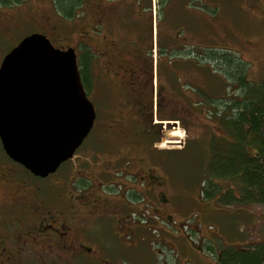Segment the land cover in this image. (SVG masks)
Here are the masks:
<instances>
[{"label":"rangeland","instance_id":"obj_1","mask_svg":"<svg viewBox=\"0 0 264 264\" xmlns=\"http://www.w3.org/2000/svg\"><path fill=\"white\" fill-rule=\"evenodd\" d=\"M131 1L136 5L125 9V13L111 20L110 24L109 7L117 10L123 5L122 0H85L77 12L78 16L67 21L59 17L50 0H25L17 5L0 6V17L16 23L13 29L1 31V36L4 35L0 39L1 55H6L31 34H43L57 48L75 49L78 64L85 50L94 52L89 67L93 85L89 100L94 102L97 117L90 139L84 141L82 149H78L66 165H61L56 175L37 183L33 180L32 188L38 186L39 194L42 191L49 194L46 201L41 202L50 210L61 204L82 208L86 214L80 215L81 225L89 226L95 232H91L88 239L78 235L76 240L91 250L100 251L105 259L110 258L115 264H217L218 255L228 246L246 248L247 245L264 241V206H226L215 199H202L201 189L206 181L211 150L222 142L218 135L217 104L214 103L221 101L218 107L223 111V101L233 98L237 87L209 65L204 64L203 67L200 62L188 59V56L191 53L194 55V50L203 52L210 48L207 46H214L211 48L229 52L243 65L247 81L255 84L264 81V0H203L204 3L197 0H158L156 3L157 0H151L152 13L158 7L171 19L165 20L162 15L144 22L137 15L139 11L146 13L145 2ZM186 1L189 9L185 11L183 7ZM204 6L215 9V12L211 13ZM166 22L174 23L178 32L175 28L167 30ZM140 27L143 32L137 33L135 29ZM113 35L126 38L137 36L131 43L136 45L141 40L146 43V49L152 37V60H158L157 50L155 52L154 49L155 36L158 35V43L166 53L165 59H170V53L178 47L174 61L183 64L181 60L187 58L204 68L203 75L194 72L195 78L188 76V69L181 70V75L184 81H194L205 86L207 91V95L200 94L199 98L193 96L191 101L182 98L187 105L190 101L189 106L195 113H184L179 103V113L187 118L183 124L177 121L178 126L172 125L166 129L159 143L161 147H157L160 156L165 158L159 160L160 166L170 165L174 171L173 190L163 194V199L171 201L167 205L161 202L157 210L153 206L143 207V203L132 206L124 216L125 232L110 221L90 224V216L99 205L108 206L111 213L116 212L112 202L102 201L104 198L94 191L96 181L88 184L93 196L83 198L85 192L80 195L73 192L78 181L92 177L100 179V168L109 166L126 151L128 137L124 127H119L115 132V146L111 142L112 129L121 124L116 115L123 116L120 108L109 111V48L112 46L109 37L113 38ZM126 41L118 40L121 49L128 48ZM121 55L124 57L127 52ZM178 86L180 88L179 82ZM225 136L228 137L226 133ZM118 151L121 153L118 154ZM81 162L85 163L84 168L79 166ZM144 165L140 164L139 168ZM128 166V171H136V168ZM23 179L29 182L25 175ZM101 182L105 183L103 188H109L108 177ZM221 185L225 190L228 187L227 182ZM119 197L113 198L117 201ZM134 199L129 196L130 203ZM8 202L13 204L14 197ZM89 260L82 258V263Z\"/></svg>","mask_w":264,"mask_h":264},{"label":"flooded vegetation","instance_id":"obj_2","mask_svg":"<svg viewBox=\"0 0 264 264\" xmlns=\"http://www.w3.org/2000/svg\"><path fill=\"white\" fill-rule=\"evenodd\" d=\"M143 1L147 8L145 9L146 13L138 12L137 16L141 21L150 20L152 17L159 18L162 15L165 20L171 19L170 16L166 17V13L160 11L158 7L152 13L151 0ZM122 4L117 10L114 7H109V24L111 20L118 19L120 15L124 14L125 9L136 5L131 0H122ZM183 8L186 11V7ZM12 24L9 20L6 21L5 17H0V39L4 36H1V31L7 32L16 27V23ZM164 24L167 26V30L178 29L173 26L174 23L166 22ZM135 30L137 33L143 32L141 27ZM136 37L126 38L117 35L113 38L109 37V43L112 44L109 48L111 50L109 54V111L120 108L124 116L114 113L121 124L115 125L114 129L111 128L113 130L111 142L115 146V132L117 133L119 127H124L128 137L126 151L109 166H103L101 163L103 167L99 170V173L102 174L100 179L92 177L86 181H78L76 182L77 188L73 189V192H77L79 195L81 192H85L83 194L86 196L83 198L93 196L94 193L89 191L88 184H94L96 181L94 191L99 192L97 194L104 198L101 199L102 201L112 202L116 212L111 213L108 206L107 208L99 205L93 216H90V218L92 217L90 224H96L103 220L110 221L122 232H125V213L127 214V210L132 206L136 207L143 203V207L153 206V209L157 210L161 206V202L167 205L171 201L168 198L163 199V194L173 190L174 171L170 165L168 167L160 166L159 160L165 158L160 156L157 147H161L159 143L166 129H170L173 127L172 125L178 126L177 121L183 124L187 118L179 113L178 104L183 106L184 113L194 114L195 112L189 106L192 97L199 98L200 94L207 95L205 86L194 83V81H184L181 75L184 70L188 69V76L191 75L195 78L194 72L203 75L204 68L187 59L181 60L183 64L174 61L173 57L177 58L175 54H177L178 47L170 53V59H165L166 53L164 54L163 50L158 49L155 44L154 49L155 52L157 50L158 60H152L150 55L153 47L152 37H150L148 49H146V43L141 40H138L136 45L132 44L131 40ZM119 39H127V49L120 48ZM91 52L94 57V52ZM124 52H127V55L123 57L121 53ZM4 56L0 54V65ZM162 80L164 82L161 85ZM202 81L204 82L203 77ZM83 88L89 100L93 88L91 78L88 89L84 86ZM182 98L190 100L188 105L187 101H183ZM91 103L95 112L93 129L97 115L94 102ZM219 103H215L217 107L214 105L217 111H219ZM197 114L199 115V113ZM217 123L219 125V140L224 141V128L219 124V121ZM91 131L85 138L86 141L90 139ZM82 145L78 149H82ZM119 153L121 151H118ZM132 154L135 155L132 156ZM83 162L79 165L82 168L85 164ZM140 164H147L148 167L145 168L144 165L143 168H139ZM128 165L136 168V171H128L126 167ZM58 170L46 178L34 177L21 165L6 156L0 142V264H90L89 262L115 264L110 258L105 259L100 251L91 250L76 240L78 235L88 239L91 232L93 234L95 232L91 227L81 225L80 215L86 214L82 212V208L72 206V204L68 206L61 204L56 205V209L50 210L43 203L49 194L44 191L39 194L38 186L32 188L33 180L36 183L46 180L56 175ZM24 175L29 182L23 179ZM107 177L110 180L108 189L103 188L105 183L101 182L106 181ZM12 196L14 202L10 204L8 201ZM116 196H120L117 201L113 198ZM129 196L135 197L131 203ZM42 200L43 202H41ZM84 225H88V223ZM120 238L122 239V235ZM82 258L90 260L87 263H82Z\"/></svg>","mask_w":264,"mask_h":264},{"label":"water","instance_id":"obj_3","mask_svg":"<svg viewBox=\"0 0 264 264\" xmlns=\"http://www.w3.org/2000/svg\"><path fill=\"white\" fill-rule=\"evenodd\" d=\"M94 120L73 48L31 34L4 56L0 142L6 156L31 175L46 178L71 160Z\"/></svg>","mask_w":264,"mask_h":264},{"label":"trees","instance_id":"obj_4","mask_svg":"<svg viewBox=\"0 0 264 264\" xmlns=\"http://www.w3.org/2000/svg\"><path fill=\"white\" fill-rule=\"evenodd\" d=\"M23 1L0 0V6L17 5ZM50 1L59 17L67 21L78 16L77 12L85 0ZM197 1L204 3L203 0ZM187 3L184 5L186 10ZM204 7L209 9L208 6ZM209 11L214 13L215 9L210 8ZM156 46L162 49L158 40ZM207 47L210 48L203 52L194 50V55L191 53L188 59L200 62L203 67L209 65L228 81L234 82L237 88L235 96L224 101V110H220L219 106L216 112L219 124L228 137L225 136L224 143L222 141L220 146L211 150L206 181L201 189L202 199H215L220 205L226 206H264V81L256 84L247 81L243 65L233 55L211 48L214 46ZM93 58L89 50H85L78 64L82 84L87 89ZM222 182H227L226 190ZM216 260L217 264H264V241L247 245L246 248L228 246L222 249Z\"/></svg>","mask_w":264,"mask_h":264}]
</instances>
